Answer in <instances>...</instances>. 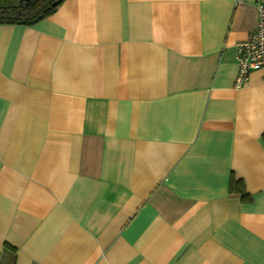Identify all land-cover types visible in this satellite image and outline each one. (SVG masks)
Masks as SVG:
<instances>
[{
	"label": "crops",
	"instance_id": "crops-1",
	"mask_svg": "<svg viewBox=\"0 0 264 264\" xmlns=\"http://www.w3.org/2000/svg\"><path fill=\"white\" fill-rule=\"evenodd\" d=\"M260 2L0 24V264H264V69L235 86L234 50Z\"/></svg>",
	"mask_w": 264,
	"mask_h": 264
},
{
	"label": "trees",
	"instance_id": "trees-1",
	"mask_svg": "<svg viewBox=\"0 0 264 264\" xmlns=\"http://www.w3.org/2000/svg\"><path fill=\"white\" fill-rule=\"evenodd\" d=\"M63 0H0V24L31 25L53 13ZM264 138V133H262ZM241 185L239 180L231 179V188ZM244 196L248 198L247 194ZM3 251L9 252L10 264L15 262L16 248L5 242Z\"/></svg>",
	"mask_w": 264,
	"mask_h": 264
},
{
	"label": "built area",
	"instance_id": "built-area-1",
	"mask_svg": "<svg viewBox=\"0 0 264 264\" xmlns=\"http://www.w3.org/2000/svg\"><path fill=\"white\" fill-rule=\"evenodd\" d=\"M234 50L237 62L235 86H240L247 82L251 71L264 69V2L257 4V23L253 32L247 39L237 42Z\"/></svg>",
	"mask_w": 264,
	"mask_h": 264
}]
</instances>
